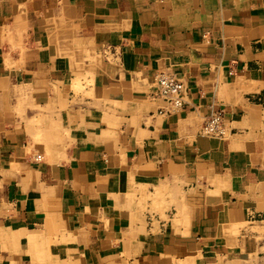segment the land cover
<instances>
[{
	"label": "crops",
	"instance_id": "0c3cea01",
	"mask_svg": "<svg viewBox=\"0 0 264 264\" xmlns=\"http://www.w3.org/2000/svg\"><path fill=\"white\" fill-rule=\"evenodd\" d=\"M263 231L264 0H0V264H264Z\"/></svg>",
	"mask_w": 264,
	"mask_h": 264
},
{
	"label": "built area",
	"instance_id": "2783aa9c",
	"mask_svg": "<svg viewBox=\"0 0 264 264\" xmlns=\"http://www.w3.org/2000/svg\"><path fill=\"white\" fill-rule=\"evenodd\" d=\"M154 89L156 96L165 103L168 113H177L183 109L186 88L180 78L173 74L159 73L154 76ZM201 132L206 137L225 138L229 131L222 111H212L204 119ZM36 159L40 161L41 155H37Z\"/></svg>",
	"mask_w": 264,
	"mask_h": 264
},
{
	"label": "rangeland",
	"instance_id": "374dc122",
	"mask_svg": "<svg viewBox=\"0 0 264 264\" xmlns=\"http://www.w3.org/2000/svg\"><path fill=\"white\" fill-rule=\"evenodd\" d=\"M70 37H73L75 35H72V33H67ZM65 34V38L68 37V35ZM75 38V37H74ZM67 39V38H66ZM72 50V48H69ZM72 54V53H71ZM102 50L99 51L98 54H96L95 56L97 58H101L102 57ZM108 58L110 59L111 57L108 56ZM89 76L87 73H84V79H76L75 81H71V85L69 86L70 89H73L75 91H79V92H83L85 94V96H89L88 93V88L91 84V81L89 79ZM82 86V87H79ZM263 225V223H261ZM260 225V224H259ZM253 232V231H252ZM255 233V232H254ZM257 238L255 241L257 246H261L262 249L260 250L261 252V256H263V258L261 259L262 261H264V231L263 232H256L255 233ZM47 237V235H46ZM54 241H52L50 238H48L47 241H44V239H42L41 241L38 239L37 240V244H35L34 247H32V251H34V255L35 258H37L39 261H50L54 256L51 254L53 251L51 250V248H54ZM249 264H255V262L251 261L249 262Z\"/></svg>",
	"mask_w": 264,
	"mask_h": 264
},
{
	"label": "bare ground",
	"instance_id": "6f19581e",
	"mask_svg": "<svg viewBox=\"0 0 264 264\" xmlns=\"http://www.w3.org/2000/svg\"><path fill=\"white\" fill-rule=\"evenodd\" d=\"M160 99V98H159ZM226 124H227V122H226ZM203 125V124H202Z\"/></svg>",
	"mask_w": 264,
	"mask_h": 264
}]
</instances>
